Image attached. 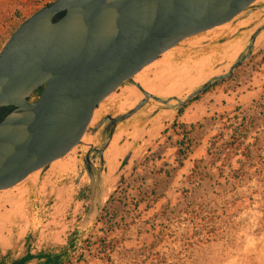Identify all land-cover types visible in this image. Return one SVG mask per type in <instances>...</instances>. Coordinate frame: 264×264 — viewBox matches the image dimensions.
<instances>
[{
    "label": "rangeland",
    "instance_id": "374dc122",
    "mask_svg": "<svg viewBox=\"0 0 264 264\" xmlns=\"http://www.w3.org/2000/svg\"><path fill=\"white\" fill-rule=\"evenodd\" d=\"M43 1L25 2L27 9L22 12L21 0H0V48L20 22L44 5ZM202 43L207 44L197 46ZM208 50L215 52L200 59ZM262 57L264 0H253L229 21L180 40L133 75L132 80L144 90L162 101L169 98L172 104L185 101L205 83L209 89L225 82L221 86L229 90L228 94L223 95L222 88L218 92L220 98H230V111L225 115L237 114L251 123L245 143H253L252 158L238 169L235 161L239 156L230 155V146H225L228 138L224 137L209 155L203 154L204 162L196 171L205 176L198 185L185 178L189 172L174 176L171 171L168 177L156 181L158 188L150 194L152 183L146 187L138 172L127 174L112 192L118 194L119 202L115 203L118 216L110 223L109 237L117 238L120 246L111 254V264H148L152 256L147 252L140 254V248L153 242L156 243L152 252H158L168 262L174 261V257L183 258L176 253L185 238L201 239L190 264H264V66L259 64ZM202 69L204 76L223 73L203 81L198 76ZM208 96L212 94L205 97ZM144 99L140 108L159 105L152 97L146 99L131 81L122 82L94 110L88 133L83 134L80 143L90 141L89 134L97 124L130 111ZM211 120L217 125V134L225 121V117L220 120V113L205 117L200 121L203 129L197 126V131L203 132ZM107 127L109 132L110 122ZM81 148L74 146L13 186L0 189V257L9 261L27 249L32 253L55 251L65 245L73 230L80 238L101 235L99 217L110 204H102L101 199L92 196L96 191L94 181L104 173V164L97 149L91 157ZM151 160L153 156H147L144 163L150 164ZM229 168L238 171L232 173ZM139 198L143 202L134 206ZM185 206L186 210L177 213ZM29 221L30 237L25 241ZM154 235L158 238L153 239ZM84 254L87 263L80 264H110L99 260L94 248Z\"/></svg>",
    "mask_w": 264,
    "mask_h": 264
},
{
    "label": "water",
    "instance_id": "95a60500",
    "mask_svg": "<svg viewBox=\"0 0 264 264\" xmlns=\"http://www.w3.org/2000/svg\"><path fill=\"white\" fill-rule=\"evenodd\" d=\"M252 1L52 0L33 11L0 48V110L9 108L0 117V189L78 145L94 110L122 82L161 101L133 75ZM144 102L110 118V131Z\"/></svg>",
    "mask_w": 264,
    "mask_h": 264
},
{
    "label": "crops",
    "instance_id": "0c3cea01",
    "mask_svg": "<svg viewBox=\"0 0 264 264\" xmlns=\"http://www.w3.org/2000/svg\"><path fill=\"white\" fill-rule=\"evenodd\" d=\"M21 1L23 12L27 9L28 5L25 2L29 0ZM50 1L52 0H44L42 4L49 3ZM32 7H36V5H33ZM206 44L207 43L197 44V46H206ZM213 52H215V50L204 52V54L200 56V59ZM260 61V66H264V63H260ZM204 71L205 70L202 69V73L198 74L200 78H204L203 81H206L209 78H214L223 73L211 72L204 76ZM221 84H225V82L214 84L205 92L200 93L198 99L188 102L184 107L182 114L179 116L177 115V109L181 104L178 100L176 101L177 104H172L171 100L167 98L163 100V102L162 100L159 101V105H150L154 106L153 109L148 106L143 107L132 113L130 116L119 120L112 131H106V128H108L107 125L110 122L109 118H106L102 123L97 124L94 131L89 134L90 141L78 144L82 147L80 150L82 152L88 151L86 154L89 153L91 157V154L96 152V149L103 146L100 154V162L104 164V173L94 181L93 187H96V191L92 198L101 199L102 204H108L107 200L109 196H112V194L113 196H116L114 195L115 193L112 192L115 190L119 181L131 172H138L141 175V182L146 187L149 182L152 183L151 188L158 179L164 178L165 176L163 174H157L155 173V170L159 168L172 170L175 166L174 151L176 149V141L178 137L170 128L171 123L173 121L186 124L200 123V121L204 120L205 117L210 114L219 115V113H228L230 111V98L228 96L227 98L219 97L220 95L218 92L219 88H222ZM118 88L119 86L114 92H116ZM228 92V89L222 88L223 95H227ZM207 94H212V96L205 97ZM221 99H225V101H222ZM198 104H200V109L196 110ZM146 110H148L149 113H146ZM112 117L113 115L111 118ZM202 127L203 126L200 123L199 128L203 129ZM216 128L217 125L213 120L205 125V130L201 133L197 131L198 127H195L192 133L196 144L192 146L190 153L183 161L182 166L172 170L174 176L176 174L182 175L190 172L193 163L196 160L201 159L204 153L206 154L207 142L211 136L215 135ZM164 130L166 131L165 133ZM86 133H88V131L85 132L84 135ZM166 135L171 137L170 142L166 141ZM150 155L153 156V160L150 161V164L144 163L145 157ZM96 164L97 163L95 162V165ZM97 188L98 195H96ZM141 202H143V200ZM141 202H138V204ZM29 226L30 221L27 230Z\"/></svg>",
    "mask_w": 264,
    "mask_h": 264
},
{
    "label": "trees",
    "instance_id": "16d2710c",
    "mask_svg": "<svg viewBox=\"0 0 264 264\" xmlns=\"http://www.w3.org/2000/svg\"><path fill=\"white\" fill-rule=\"evenodd\" d=\"M48 3H45L46 5ZM260 63H264V57L261 59ZM208 88V84L204 86L199 92L190 95L177 109V115H181L183 112L184 107L188 102L196 100L199 98V93L205 92ZM9 108L1 109L0 110V117H2ZM238 108L234 111L237 112ZM225 117V121L222 122L219 131L217 134L211 136L207 142L206 148V155L210 154V150L216 145L218 140H221L224 137L228 138V141L225 143V146H230V155H238L239 158L236 159L237 168H243L245 163L251 160V147L253 143H245L248 133L251 129V123L245 122V118L239 116L237 114L226 116L225 114H220V120ZM200 126V123H191L186 124L183 122H176L173 121L170 125L173 133L178 137L176 141V149L174 151L175 155V166L173 169L182 166L183 161L188 157L192 146L196 144V141L193 137V130L195 127ZM166 131L164 130V133ZM170 136L166 135L165 139L167 142H170ZM253 142L257 141V138L253 139ZM204 162V159L196 160L190 172L185 176V178L190 182H194L195 185L199 184V181L202 180L205 176V173L202 174L197 172V168L200 164ZM211 165L214 164V159L210 162ZM172 169V170H173ZM238 169H231L229 170L232 173H236ZM172 170L167 169H156L155 173L163 174L165 177H168ZM233 174L230 175L232 178ZM191 177L192 180H191ZM158 188V184L154 183L153 187L149 191L150 194H153L154 190ZM117 198V200L115 199ZM143 199L139 198L134 206H137V202H141ZM107 202L110 204L109 209L106 207L103 209V214L100 215L99 221L102 223V227L99 229L101 235H96L93 239L91 237H84L80 238L76 236V231L73 230L69 233L66 238L65 245L59 247L55 251H45L39 250L35 253H32L29 249L26 252L16 258H13L7 261L4 257H0V264H29L32 260H35L34 264H80V263H87L85 258L84 251L90 252L91 248H94V253L96 257L108 263H112L111 254L116 252V249L120 246V241L115 238L109 237V232L112 230V225L110 223L118 216L117 208L115 207V203L119 202L118 197L116 196H109ZM38 208V205H34V208ZM182 210H186V206L183 209L178 210L177 213H181ZM33 215V213H32ZM172 217L176 218V214H172ZM32 220V219H31ZM29 226L26 234H25V241H28L30 237V228ZM158 237L154 235L153 239H157ZM182 245L179 246V251L176 255L181 257H174L175 260L168 262L164 256H160L158 252H152V249L156 242H153L147 247L140 248V254L147 252L148 255L152 256L148 264H190L192 263V253L194 251L195 246L198 243H201V239L196 238L192 241H188V238L184 239ZM126 250L125 252H129ZM147 258V257H146Z\"/></svg>",
    "mask_w": 264,
    "mask_h": 264
},
{
    "label": "flooded vegetation",
    "instance_id": "af4514ba",
    "mask_svg": "<svg viewBox=\"0 0 264 264\" xmlns=\"http://www.w3.org/2000/svg\"><path fill=\"white\" fill-rule=\"evenodd\" d=\"M138 88V87H137ZM39 91H40V89H38V90H36L35 92H34V96L36 97L37 96V94L39 93Z\"/></svg>",
    "mask_w": 264,
    "mask_h": 264
},
{
    "label": "built area",
    "instance_id": "2783aa9c",
    "mask_svg": "<svg viewBox=\"0 0 264 264\" xmlns=\"http://www.w3.org/2000/svg\"><path fill=\"white\" fill-rule=\"evenodd\" d=\"M118 194L116 193V196H117Z\"/></svg>",
    "mask_w": 264,
    "mask_h": 264
}]
</instances>
